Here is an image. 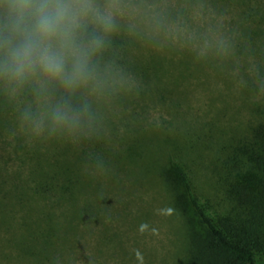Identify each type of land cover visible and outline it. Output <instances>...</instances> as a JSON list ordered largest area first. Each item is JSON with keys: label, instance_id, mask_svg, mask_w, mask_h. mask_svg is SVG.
Segmentation results:
<instances>
[{"label": "rangeland", "instance_id": "rangeland-1", "mask_svg": "<svg viewBox=\"0 0 264 264\" xmlns=\"http://www.w3.org/2000/svg\"><path fill=\"white\" fill-rule=\"evenodd\" d=\"M255 1L252 21L233 4L203 0L190 8L189 15L201 13L198 31L226 34L223 56L197 59L186 49L156 52L126 42L140 87L107 112L101 137L68 151L40 145L35 163L43 172L49 160L71 165L70 198L33 193L36 171L20 146L30 147L13 136L0 109V190L10 203L7 225L0 221V264H183L191 233L202 227L192 207L176 200L182 190L170 183L171 160L210 211L229 205V182L259 175L248 156L252 129L264 124V0Z\"/></svg>", "mask_w": 264, "mask_h": 264}, {"label": "clouds", "instance_id": "clouds-1", "mask_svg": "<svg viewBox=\"0 0 264 264\" xmlns=\"http://www.w3.org/2000/svg\"><path fill=\"white\" fill-rule=\"evenodd\" d=\"M200 15L173 0H0V109L13 136L30 148L99 139L107 112L140 87L121 42L228 53L225 33L194 26Z\"/></svg>", "mask_w": 264, "mask_h": 264}, {"label": "trees", "instance_id": "trees-1", "mask_svg": "<svg viewBox=\"0 0 264 264\" xmlns=\"http://www.w3.org/2000/svg\"><path fill=\"white\" fill-rule=\"evenodd\" d=\"M202 1L176 0L175 4L188 14L192 6ZM210 1L238 6L245 21L257 19L255 16L258 15L257 8L252 3L257 2L255 0ZM121 43L120 62L126 64L128 68L135 67V64L127 60L126 41ZM156 62L160 67L161 63ZM251 138L252 151L248 153L249 162L259 172V175L251 182L242 180L229 182L226 188L229 205L222 212L208 210L207 205L201 202L183 166L177 160H171L173 175L170 183L174 188L179 186L182 190L177 194L176 200L179 203L186 201L192 207L202 227L200 234L191 233L188 239V253L183 264H259L258 257L264 255V124L252 129ZM71 145L66 144L67 151ZM20 148L25 154H29L33 162L34 168L30 172L36 171L32 177L31 190L33 193L45 198L55 196L57 199L73 196V174L70 164L58 161V167H54L57 161L49 160L50 169L45 173L43 171L47 168L42 165L36 167L35 163L41 154L40 145L31 148L21 145ZM0 193V215L2 217L0 221L2 225H7L2 220L5 216H9L5 214L7 209H4L10 204L7 199L8 192L0 190ZM13 197L19 206H23V200L26 197L21 190L15 188Z\"/></svg>", "mask_w": 264, "mask_h": 264}]
</instances>
